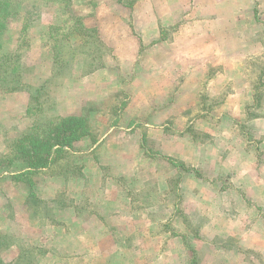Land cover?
Here are the masks:
<instances>
[{
  "label": "rangeland",
  "instance_id": "obj_1",
  "mask_svg": "<svg viewBox=\"0 0 264 264\" xmlns=\"http://www.w3.org/2000/svg\"><path fill=\"white\" fill-rule=\"evenodd\" d=\"M33 1L40 11L11 18L3 39L20 56L30 89L50 77L51 28L71 24L57 0ZM181 1L136 0L128 8L116 0H71L69 10L97 29L104 48L93 62L109 77L81 75L88 65L78 54L79 76L53 80L38 105L25 92H0V154L55 116L86 118L91 130L82 138L88 147L75 142L33 176L32 188L0 171V264H264V181L232 180L214 163V154L229 158L236 129L239 143L264 136V50L251 52L252 42L264 43V31L211 36L193 0ZM155 31L157 39L139 48L141 35ZM134 76L141 79L132 83ZM243 109L263 120L235 123L229 112ZM118 127L121 133L110 131ZM214 127L224 134L218 143ZM185 147L188 171L178 160ZM194 174L204 182L195 183Z\"/></svg>",
  "mask_w": 264,
  "mask_h": 264
},
{
  "label": "trees",
  "instance_id": "obj_2",
  "mask_svg": "<svg viewBox=\"0 0 264 264\" xmlns=\"http://www.w3.org/2000/svg\"><path fill=\"white\" fill-rule=\"evenodd\" d=\"M57 1L64 5L63 9L67 11L71 24L65 28H51L49 40L45 41L53 55L50 77L44 83L30 89V85L23 84V67L18 62L20 56L5 49L3 39L11 18L17 15L26 18L40 10L33 0L22 2L0 0V92H25L28 94L29 103L35 101L38 105L40 92L46 91L48 84L55 79L70 76L78 54L85 58V64L88 65L85 73H92L102 67L94 66L93 62L101 57V53L98 54V52L104 48L97 29L86 27L83 24V18L69 10L71 0ZM116 2L123 7L130 8L136 0H116ZM21 8L24 12H21ZM24 29L25 25L22 31ZM28 109L32 108L29 106ZM90 132L87 119L77 116H55L44 126L34 125L21 138L11 141L7 146L6 154H0V171L4 169V172L9 173L12 182L24 183L32 188L35 185L34 175L51 167L56 160L62 157L66 149H71L75 142L89 136ZM17 166H23V169L16 173L8 171L9 168ZM180 166L186 170L183 164Z\"/></svg>",
  "mask_w": 264,
  "mask_h": 264
},
{
  "label": "crops",
  "instance_id": "obj_3",
  "mask_svg": "<svg viewBox=\"0 0 264 264\" xmlns=\"http://www.w3.org/2000/svg\"><path fill=\"white\" fill-rule=\"evenodd\" d=\"M179 1V3H181V0H176V2ZM167 2H169V0H167ZM171 4L173 3V5L175 4V0H170ZM178 3V2H177ZM193 3L196 5L197 10H198V15L201 16V22H203L204 24H206L207 27H210L209 29V34L211 36L214 37H227L230 36L231 39L233 38H237L239 36V34L244 31H250L251 29V35L250 36H260L259 34L262 33L264 31V0H193ZM198 3V4H197ZM224 22V24H223ZM239 22H243L245 24V29L242 31H239V27H238V23ZM222 23V24H221ZM251 27H248L250 26ZM223 29H220V28ZM258 29L254 30V28ZM255 31V32H254ZM157 32V31H155ZM153 32L152 34L148 33V34H142L141 38H139L140 41V45L139 48H141V46L143 47L145 45V42H147V40L153 41L155 39H157L159 32L155 33ZM155 33V35H153ZM208 35V36H210ZM142 39V40H141ZM144 42V43H143ZM252 50L251 52L253 54H257L258 52L261 53L262 50H264V43L262 41H258L253 43L252 42ZM139 48H137L136 54L139 53ZM127 50H125L124 52H126ZM213 52L216 51V49L214 48L212 50ZM258 53V54H259ZM120 69L121 66L123 65L125 68H127L129 65H131V68L133 70L137 69L138 65L137 64H118ZM216 65V64H213ZM139 66L141 67V69H138L136 71L141 72L143 70L142 64H139ZM74 67V65H73ZM108 67V66H107ZM75 68V69H74ZM73 68V72L71 74H73V78L74 76H77V70L76 68L78 67H74ZM135 68V69H134ZM104 69H106L105 67H100L99 69H96L95 71L91 73H85V74H81L83 76L91 74L89 76H87V79H91V78H95V77H100V75H107L108 76V72L104 71ZM102 70V71H101ZM124 75L126 76L127 74V70H123ZM233 72L230 73V78L231 80H235L237 78V73L234 72L233 75H231ZM79 76V75H78ZM142 76V75H141ZM141 76L139 77H135L134 76V81L132 83H134L136 80H140ZM157 76V75H155ZM109 77V76H108ZM88 81V80H86ZM151 82V81H150ZM103 83V82H102ZM184 85V84H183ZM236 95H240L238 90L235 91ZM245 93L247 94V97L252 98L254 95V92L245 90ZM141 94V93H139ZM248 98V99H250ZM138 99V98H137ZM141 99H143L141 97ZM247 99V98H246ZM244 108V106H243ZM128 109H131L128 108ZM127 109V113L128 110ZM249 109H247V111H245V109H243V112H229V116L232 117L235 121V123L239 122L240 124L243 123L244 126H248L251 125L250 123H255V121H259V120H263V118L260 119V117L264 116L262 114V116H260L258 119V116L252 115V114H248ZM126 111V110H125ZM211 113H213V111L211 112H205V114L207 115H212ZM204 113L200 114L201 117H203L205 115ZM213 116L216 118H220L223 115L221 113L217 114V113H213ZM251 119V120H250ZM219 127H217L218 129ZM119 129V130H118ZM120 129H122L121 127H118L117 129H110L111 132L113 133H121ZM157 130V127L155 128ZM215 129V127H214ZM152 130V129H151ZM201 130H205L201 129ZM219 135L215 129L214 132V137L215 140L214 142L218 143L221 140H223L222 136L224 135L222 131H220ZM223 134V135H222ZM238 129H236L235 132V136L233 138V142H230L229 144V158H224L221 156H217L215 155V160L214 163L217 165V167L220 168L221 172L226 171V173H230L232 176V180H237L238 178H241V180L245 179L246 181L248 179L250 180H255L256 182H261L264 181V158H261L260 160H262L263 162L260 163V165L258 164V156L264 154V136H262L259 139V143H253V142H244L242 141L241 143L238 142ZM263 135V134H262ZM219 137V138H218ZM218 138V139H217ZM87 145V147L89 146V144H87V139H81L80 141L77 142V147L80 145L85 144ZM140 147V146H139ZM181 149V151L179 150V153H182L181 158H175L174 159H178L180 161L181 164L186 165V167H188V162H186V157H187V153H188V147H185ZM208 153V152H207ZM177 156V155H175ZM119 157V156H118ZM120 159V158H119ZM124 161V160H123ZM116 161L113 163L116 164H127L130 163V161ZM111 162V161H109ZM209 162V158L205 159V161L203 162V164H201V166L203 165V167H205L206 165H208ZM225 163H229V169L226 170L227 167H225ZM188 169V168H187ZM247 173H250L247 174ZM86 174V173H85ZM195 176L193 177V181L195 183H197L198 185L201 184V182H204V179H201L200 176H196V174H194ZM239 175V177H238ZM100 177V176H98ZM189 177V176H188ZM251 177V178H250ZM188 179V178H187ZM256 185V184H255ZM254 185V186H255ZM259 184H257L258 186ZM261 185V184H260ZM264 182L262 183V188L264 189ZM256 186V187H257ZM250 189H253V186H250ZM194 192V190H193ZM199 192V190H198ZM197 191H195V194H198ZM224 194V192H222ZM221 191L219 192V189H215V194L216 196H221L222 195ZM200 194V193H199ZM198 194V195H199ZM264 195V194H263ZM125 207V205H124ZM154 208V207H153ZM122 210V209H121ZM154 210V209H153Z\"/></svg>",
  "mask_w": 264,
  "mask_h": 264
}]
</instances>
